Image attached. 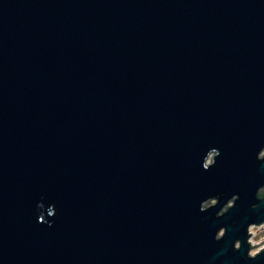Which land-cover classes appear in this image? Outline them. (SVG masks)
I'll return each instance as SVG.
<instances>
[{
  "label": "water",
  "instance_id": "95a60500",
  "mask_svg": "<svg viewBox=\"0 0 264 264\" xmlns=\"http://www.w3.org/2000/svg\"><path fill=\"white\" fill-rule=\"evenodd\" d=\"M263 152L264 0H0V264H264Z\"/></svg>",
  "mask_w": 264,
  "mask_h": 264
},
{
  "label": "rangeland",
  "instance_id": "374dc122",
  "mask_svg": "<svg viewBox=\"0 0 264 264\" xmlns=\"http://www.w3.org/2000/svg\"><path fill=\"white\" fill-rule=\"evenodd\" d=\"M264 155V152L263 154ZM212 156H210L207 160V163H210ZM230 206V204L228 205ZM250 234H253L252 236H250V244L254 245V244H259L261 242V240H264V225H262V229L260 230V226H252L250 229ZM264 249V243H262L261 245H259L256 248H253L250 250V255L254 256L255 254H257L258 252H260V250Z\"/></svg>",
  "mask_w": 264,
  "mask_h": 264
},
{
  "label": "flooded vegetation",
  "instance_id": "af4514ba",
  "mask_svg": "<svg viewBox=\"0 0 264 264\" xmlns=\"http://www.w3.org/2000/svg\"><path fill=\"white\" fill-rule=\"evenodd\" d=\"M230 205H231V204H230ZM249 234H250V231H249ZM250 238H251V237H250ZM250 238H249L248 242H250ZM258 253H259V252H258ZM258 253H257V254H258ZM249 255H250V252H249ZM250 256H252V255H250Z\"/></svg>",
  "mask_w": 264,
  "mask_h": 264
}]
</instances>
